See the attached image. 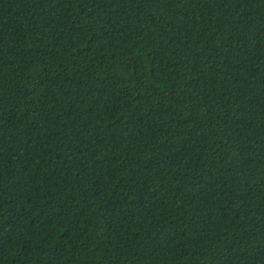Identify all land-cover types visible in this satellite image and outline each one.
Segmentation results:
<instances>
[{"label": "trees", "instance_id": "obj_1", "mask_svg": "<svg viewBox=\"0 0 264 264\" xmlns=\"http://www.w3.org/2000/svg\"><path fill=\"white\" fill-rule=\"evenodd\" d=\"M0 264H264V0H0Z\"/></svg>", "mask_w": 264, "mask_h": 264}]
</instances>
